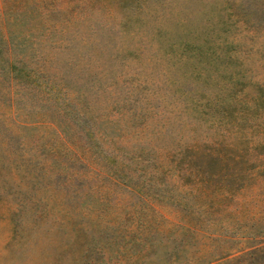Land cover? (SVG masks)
Instances as JSON below:
<instances>
[{
    "label": "rangeland",
    "instance_id": "obj_1",
    "mask_svg": "<svg viewBox=\"0 0 264 264\" xmlns=\"http://www.w3.org/2000/svg\"><path fill=\"white\" fill-rule=\"evenodd\" d=\"M0 30V264H264V0H0Z\"/></svg>",
    "mask_w": 264,
    "mask_h": 264
},
{
    "label": "trees",
    "instance_id": "obj_2",
    "mask_svg": "<svg viewBox=\"0 0 264 264\" xmlns=\"http://www.w3.org/2000/svg\"><path fill=\"white\" fill-rule=\"evenodd\" d=\"M27 39L24 36L20 37L19 35L14 36L12 32L7 31L6 33L0 30V43L4 44L3 47L0 46V53L4 48L5 53L3 57L0 59V62H4V69L10 75L14 74L15 70V61L18 62V55L27 54ZM17 47L19 48L21 53H14ZM254 169L259 168L260 172H264V152H260L257 155L256 162L253 164ZM197 176L196 183L203 184V181H206L207 184L213 183L212 187L215 191H219L226 189L227 192L233 193L237 190V188L242 184V180L244 177V173L238 169L234 171L230 176L227 175L225 178H219L218 175L208 173V171H195ZM199 186V185H198ZM202 185L199 186L198 189H201ZM207 187V186H206Z\"/></svg>",
    "mask_w": 264,
    "mask_h": 264
}]
</instances>
